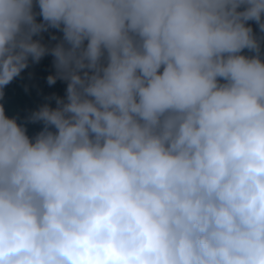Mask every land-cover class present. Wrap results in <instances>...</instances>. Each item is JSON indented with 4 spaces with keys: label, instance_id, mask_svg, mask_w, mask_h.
<instances>
[{
    "label": "clouds",
    "instance_id": "9594fccd",
    "mask_svg": "<svg viewBox=\"0 0 264 264\" xmlns=\"http://www.w3.org/2000/svg\"><path fill=\"white\" fill-rule=\"evenodd\" d=\"M262 48L264 0H0V99L67 82L0 104V264H264Z\"/></svg>",
    "mask_w": 264,
    "mask_h": 264
},
{
    "label": "trees",
    "instance_id": "16d2710c",
    "mask_svg": "<svg viewBox=\"0 0 264 264\" xmlns=\"http://www.w3.org/2000/svg\"><path fill=\"white\" fill-rule=\"evenodd\" d=\"M37 20L40 22L42 17L38 16ZM255 32L258 34L259 29ZM53 35L57 37L56 40L51 38ZM61 37L62 33L59 30L49 29L34 38H42V43L54 46ZM245 53H247V50H245ZM53 59V56L49 54L44 56L38 63H32L30 60L29 66L21 72L20 76L4 88V96L0 99V104L4 106L6 115L16 116L18 122L26 123L29 136H34L42 129L43 125L42 123H27L26 117L46 103L47 97L53 94L64 97L66 94V81L57 80L54 85L47 83V77L55 73ZM51 106H56L55 100L51 102Z\"/></svg>",
    "mask_w": 264,
    "mask_h": 264
},
{
    "label": "rangeland",
    "instance_id": "374dc122",
    "mask_svg": "<svg viewBox=\"0 0 264 264\" xmlns=\"http://www.w3.org/2000/svg\"><path fill=\"white\" fill-rule=\"evenodd\" d=\"M250 25L253 27V30H254V32L256 31V30H258L259 28H258V25L254 22V21H251L250 22ZM256 33V32H255ZM259 34V33H258ZM262 51H264V48H262Z\"/></svg>",
    "mask_w": 264,
    "mask_h": 264
}]
</instances>
